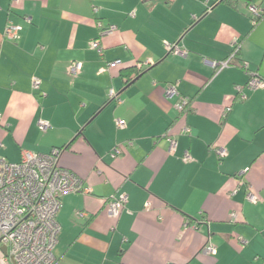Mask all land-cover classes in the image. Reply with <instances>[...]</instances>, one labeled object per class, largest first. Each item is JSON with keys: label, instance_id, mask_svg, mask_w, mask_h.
Listing matches in <instances>:
<instances>
[{"label": "crops", "instance_id": "obj_1", "mask_svg": "<svg viewBox=\"0 0 264 264\" xmlns=\"http://www.w3.org/2000/svg\"><path fill=\"white\" fill-rule=\"evenodd\" d=\"M252 5L264 10V0H0V157L62 148L60 165L90 188L61 198L55 264H264V87L243 88L245 99L235 89L249 71L264 79V12L253 24ZM7 23L21 25L17 40L3 37ZM234 42L229 67L205 61ZM172 82L184 113L165 94ZM119 193L115 219L106 202Z\"/></svg>", "mask_w": 264, "mask_h": 264}, {"label": "built area", "instance_id": "obj_2", "mask_svg": "<svg viewBox=\"0 0 264 264\" xmlns=\"http://www.w3.org/2000/svg\"><path fill=\"white\" fill-rule=\"evenodd\" d=\"M97 11V7H93ZM250 18L253 24L261 18L264 10L257 6H249ZM29 19L27 18L26 21ZM98 27L101 23L98 21ZM21 25L7 23L3 37L15 41L20 36ZM116 27L108 25L102 27L100 35L112 33ZM91 47H99V40H91ZM166 49L175 54H185L186 50L177 43L165 42ZM232 51L226 59L216 62L205 59L213 67L223 69L229 67L235 52L239 49L236 42L232 44ZM114 61L110 64H117ZM247 69L246 62L243 63ZM82 65L79 62H72L68 66L69 74L76 76L81 71ZM104 70V69H101ZM249 78L244 86L236 85V92L240 99H245L246 94L243 88L256 90L264 87V79L257 72H248ZM39 79L33 78V88H38ZM167 97L176 95L179 101L176 108L184 113L189 106V99L181 96L178 92V83L172 82L165 89ZM108 97L116 103L122 100L113 89L109 90ZM1 120V116H0ZM38 124L42 130L50 126L48 121L39 120ZM117 127L124 126L122 119L116 118ZM189 132V128H185ZM169 151L176 148V141L169 138ZM121 147L115 146L111 151L112 156L120 153ZM218 157L223 158L227 154L226 149L216 147ZM62 148L53 147L48 153H39L28 149L21 151L18 162H10L5 157H0V245L6 247V254L0 251V264H55L53 249L57 243L60 233V225L57 221V213L61 207V198L68 193H88L90 188L86 187L83 180L75 173L64 168L59 163ZM182 159L191 161V155L185 151ZM246 198L250 202H256L258 197L248 191ZM127 195L119 193L107 199L106 212L112 218H117L125 209ZM231 221L237 220L235 212L230 213ZM203 251L215 253V247L208 242Z\"/></svg>", "mask_w": 264, "mask_h": 264}, {"label": "water", "instance_id": "obj_3", "mask_svg": "<svg viewBox=\"0 0 264 264\" xmlns=\"http://www.w3.org/2000/svg\"><path fill=\"white\" fill-rule=\"evenodd\" d=\"M0 251L3 253V254H6V247L4 245H0Z\"/></svg>", "mask_w": 264, "mask_h": 264}, {"label": "trees", "instance_id": "obj_4", "mask_svg": "<svg viewBox=\"0 0 264 264\" xmlns=\"http://www.w3.org/2000/svg\"><path fill=\"white\" fill-rule=\"evenodd\" d=\"M137 74H139V73L137 72L136 75H137ZM127 81H129V79H128Z\"/></svg>", "mask_w": 264, "mask_h": 264}]
</instances>
